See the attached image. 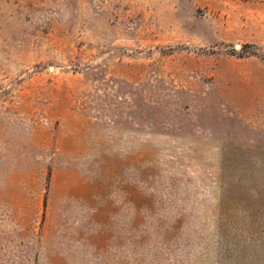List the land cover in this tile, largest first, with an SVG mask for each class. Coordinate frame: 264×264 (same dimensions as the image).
Listing matches in <instances>:
<instances>
[{"label": "rangeland", "instance_id": "1", "mask_svg": "<svg viewBox=\"0 0 264 264\" xmlns=\"http://www.w3.org/2000/svg\"><path fill=\"white\" fill-rule=\"evenodd\" d=\"M0 264H264V0H0Z\"/></svg>", "mask_w": 264, "mask_h": 264}]
</instances>
